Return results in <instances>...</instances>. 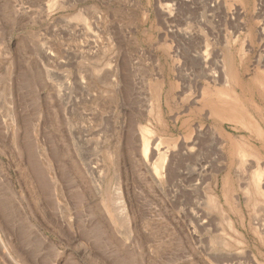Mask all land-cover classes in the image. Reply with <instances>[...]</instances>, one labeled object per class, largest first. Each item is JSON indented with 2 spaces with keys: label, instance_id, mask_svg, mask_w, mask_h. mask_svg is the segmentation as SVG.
Segmentation results:
<instances>
[{
  "label": "rangeland",
  "instance_id": "obj_1",
  "mask_svg": "<svg viewBox=\"0 0 264 264\" xmlns=\"http://www.w3.org/2000/svg\"><path fill=\"white\" fill-rule=\"evenodd\" d=\"M195 48L264 130V0H0V264H264V180L229 164L223 136L242 132L194 111L212 85ZM225 177L238 243L208 200Z\"/></svg>",
  "mask_w": 264,
  "mask_h": 264
},
{
  "label": "bare ground",
  "instance_id": "obj_2",
  "mask_svg": "<svg viewBox=\"0 0 264 264\" xmlns=\"http://www.w3.org/2000/svg\"><path fill=\"white\" fill-rule=\"evenodd\" d=\"M162 7L163 8L165 7L164 9H167V11H169L168 14L171 16L172 13L170 11L171 8L169 7V5L168 4H164V6H162ZM184 34L189 35L190 33L188 31H185ZM207 47H208V45H207ZM199 50H200V48L198 50H197V48H195L193 50V52H190L189 49H188V54L191 55V57L192 56H197V61L198 62H195V61H191V62L193 64L195 63V65L199 66V68L201 70V73H202L201 76H203V77L207 76L210 79L212 85L208 84L206 88L205 87L202 88L201 98H200L199 101H197L196 99H193V101H192L193 103H196V101L198 103V105L195 107L194 111H196L198 113V112H201L202 110L207 108L208 111H209V117H211L213 120L217 121L218 119H221L222 121H226V122H228L230 124L232 129L237 130L239 132H242L241 134H239V136L235 137V139L231 138L228 135L227 136L226 135L223 136L224 137L223 139L225 141V144L223 145V149L226 152H228L229 164H232V160H236L238 165L240 167H242L244 170L248 171L250 173V175L252 176V178L255 179L256 185H257V187L259 189L258 183H260V182H262L264 180V176H263V174H264V159H262L263 156H261V152L264 149L261 147V145L260 146L256 145L255 147L251 146V144H250V139L251 138H250V135H248V133L249 132L250 133L254 132V134L257 136V139L258 140H262L263 137H264V130L262 128H260V127L259 128L258 127H254L252 129L251 126H252L253 123H251V118H252L251 117V113L248 112L249 109L246 107V100L242 97L241 93L235 94L234 97H231V91L232 90L233 91H234V89L238 90V88H239L240 92H242L243 89H245V88H244L243 85L240 84V82H233V84H232L229 81L228 75L231 76V79H233V81L234 80L237 81L236 78H235L233 70L230 69V66L227 67V65L224 64L223 60H222V62H220V60H219L220 66H221V70L223 71V75L222 74L221 75H222V77L224 79V84H223L224 85V89L223 90H218L217 88H215L214 84L216 83V81L219 80V78L217 80L216 74H215V69L213 68L214 69L213 70L211 68V67H213L212 63H211L212 60L210 62V60L208 59V57L204 53V51L200 52ZM153 62H157L156 59H155V61L153 60ZM160 64H161V62L158 63L159 67H160ZM183 69L184 68H182L181 65H180L179 67H177V72L180 73V74L183 73V74H185L187 76L190 73L191 74L193 73V72H190V71L189 72H185V71L183 72ZM193 75H195V74H193ZM181 77L182 76H180V78ZM161 83L162 82L158 83V85L160 86ZM156 84H157V82L149 84V85L152 86V88H151L152 90L151 91L154 92V90H156V92H158L156 88L154 89V87H158ZM236 84L238 85V87L235 86ZM163 87H164V85H162V87H161L162 90H160L158 98L162 102L164 101L165 104H168V102L170 100H172V92H171V89H167L166 91H163V89H164ZM144 101L146 103L145 105H146L148 111H150L153 108V103H152L153 98L151 99L150 97L149 98L145 97ZM238 124L241 125V127H243L244 130L243 129H239ZM144 138H145V134L143 136V144H142L143 145L142 146V152H143L144 162H147L148 158L152 157L154 154H158L159 156H163V158H161L159 160V163L156 164L160 168V173L159 174H155V176H154L156 181H157V183L159 184L162 181L163 177L166 175L165 169H166V163H168V162H165V157H164L165 156V151H163V150L161 151L160 146H159L160 145L159 142H155L153 140L150 141L149 138H145V140H144ZM43 149H42V146H41V150H43ZM87 167H88L89 174H91V176H93V178H94V176L97 175L99 171L93 165L91 166V165L87 164ZM228 168H230V167H228ZM92 181H93V179H92ZM228 182H229V177H225L224 178L225 186H224L222 195H219V194L216 195L215 193H213V194L208 196V200H209L210 206H212L213 208L218 209L222 219H225L223 222L226 221V223L228 225V231L230 230L229 233H230V235H232L231 238L235 241V243H238V242H241L240 239H242V238H240L239 234H237L235 232L236 228H235V225L233 223L232 218H233V213L235 211L236 206L239 207V205H241L242 202H241V198L239 196L235 197L234 195H229V193H228L229 192V190H228ZM165 183H167V182H165ZM195 183L197 184V182H195ZM193 184H194V182H193ZM191 186H192V188L193 187L195 188L194 185H191ZM242 189H243V187H242ZM117 191L118 190H116L115 192H117ZM196 191H197V189H196ZM243 192L247 194L246 197H245V201H246L248 196H249L247 186H244ZM257 192H260L261 194L264 195L263 191L258 190ZM116 194H115V196H116ZM247 202H250V197H249ZM252 203L255 204L257 202H256V200H253ZM119 204H120V206H122L121 202H119ZM121 209H123V208H121ZM121 209H119V210H121ZM122 211L124 212V210H122ZM191 212H192V216L195 219V221L198 222L199 219H198L197 211L193 212V210H192ZM120 214L122 215V213H120ZM37 218H39V217H37ZM57 222H58V220H57ZM255 232L259 233L260 238L264 240V223L259 222L258 226L255 227ZM86 251H87V249H86ZM91 252H93V251H91ZM93 254H94V252H93ZM83 255H84V253H83ZM95 256H97V255H95ZM99 256L100 255L98 254V259H99ZM102 258H101V260H102Z\"/></svg>",
  "mask_w": 264,
  "mask_h": 264
}]
</instances>
